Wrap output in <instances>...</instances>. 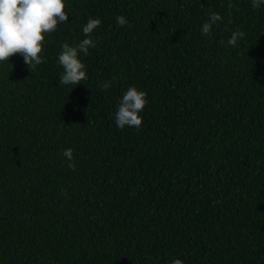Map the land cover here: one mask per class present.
I'll use <instances>...</instances> for the list:
<instances>
[{"label": "trees", "instance_id": "trees-1", "mask_svg": "<svg viewBox=\"0 0 264 264\" xmlns=\"http://www.w3.org/2000/svg\"><path fill=\"white\" fill-rule=\"evenodd\" d=\"M64 10L41 64L0 62V264H264V5L65 0ZM210 11L223 20L202 36ZM89 17L101 24L86 78L58 86L60 44L82 39ZM233 30L242 37L223 46ZM129 86L146 93L142 122L117 128Z\"/></svg>", "mask_w": 264, "mask_h": 264}, {"label": "clouds", "instance_id": "clouds-1", "mask_svg": "<svg viewBox=\"0 0 264 264\" xmlns=\"http://www.w3.org/2000/svg\"><path fill=\"white\" fill-rule=\"evenodd\" d=\"M252 8L264 5V0H250ZM65 0H0V62L8 61L12 54L18 53L28 69H34L44 61L42 42L44 34L54 31L58 22H66L68 14ZM223 17L215 11H210L207 19L200 26L202 36L210 35L213 26L222 22ZM115 23L123 26L127 23L124 15L117 14ZM101 24L99 17H89L82 25L83 38L74 44L63 42L56 56V62L62 71L57 81L59 85H77L86 78V68L82 56H86L90 48L95 47L96 40L92 33ZM243 33L233 30L226 41L220 43L225 46H235ZM40 54V55H38ZM100 87H109L105 81ZM146 93L135 86H129L119 97L115 113L114 124L117 128L139 127L142 122L140 112L146 101ZM72 148H64L62 156L68 161L67 166L74 168ZM169 264H183L179 258H172Z\"/></svg>", "mask_w": 264, "mask_h": 264}]
</instances>
